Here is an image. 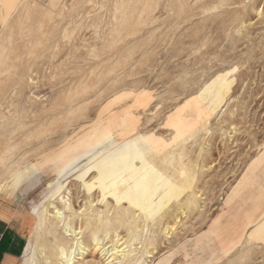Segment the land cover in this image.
<instances>
[{"label":"rangeland","instance_id":"1","mask_svg":"<svg viewBox=\"0 0 264 264\" xmlns=\"http://www.w3.org/2000/svg\"><path fill=\"white\" fill-rule=\"evenodd\" d=\"M245 173L264 202V0H0L15 264H264Z\"/></svg>","mask_w":264,"mask_h":264},{"label":"bare ground","instance_id":"2","mask_svg":"<svg viewBox=\"0 0 264 264\" xmlns=\"http://www.w3.org/2000/svg\"><path fill=\"white\" fill-rule=\"evenodd\" d=\"M10 107V106H9ZM135 145V144H132ZM134 147V146H133ZM159 150V149H158ZM145 151V150H143ZM142 151V152H143ZM159 153V152H158ZM162 153V152H161ZM129 155V154H128ZM130 156V155H129ZM126 157V156H125ZM123 157V158H125ZM121 157H116V160H111L110 163H114V164H120L122 163ZM168 160V159H167ZM127 162V161H126ZM170 162V161H169ZM128 163V162H127ZM131 163V162H130ZM169 166V165H168ZM58 167V166H57ZM58 169V168H57ZM125 181H127V179H124ZM247 182V173H245L244 175L241 176L240 180H239V185L236 187V189L233 192V198L234 200L238 199L241 200L242 203L244 204L246 210H245V214H244V219L246 220V222L248 223V226L252 225L256 220H258L263 212H264V202H262V191H259L256 188V185L254 184V182L252 183H246ZM126 183V182H124ZM69 189V188H68ZM64 195V194H63ZM67 196V195H66ZM70 198V196H69ZM58 199L60 200V202L64 203V206L66 208H70V201H67L69 199L65 198L63 196H59L58 195ZM136 201H139L141 199V197H138V195L136 194L135 197ZM45 204V203H44ZM51 206V202L49 203ZM48 204V205H49ZM49 206V207H50ZM53 212L52 215L58 219L59 221H63V213L59 212L60 209L57 208L56 206H53ZM45 210V209H44ZM46 211V210H45ZM48 211V210H47ZM45 215V213H43ZM51 216V213H49ZM47 217V216H46ZM139 217V215H137V218ZM53 218V217H52ZM54 218V220H55ZM102 225H106V221H101ZM122 224V223H121ZM144 227V226H143ZM80 231H75L73 230L70 235L74 237V250L76 248L80 247V244H78V240L80 239V237H78V233ZM252 233H249L248 236L245 239V243H251L252 241ZM76 236V238H75ZM107 236V235H106ZM97 244V243H95ZM113 248V247H112ZM124 248H121L120 250H123ZM119 250H115V252H118ZM60 252L61 255L64 254V249L62 246H60ZM80 253V252H79ZM111 257V256H110ZM112 260V259H111Z\"/></svg>","mask_w":264,"mask_h":264},{"label":"crops","instance_id":"3","mask_svg":"<svg viewBox=\"0 0 264 264\" xmlns=\"http://www.w3.org/2000/svg\"><path fill=\"white\" fill-rule=\"evenodd\" d=\"M0 213V264H15L18 252L15 250V243L18 242V237L15 235L14 227L8 222V215ZM209 240V239H205ZM199 240L194 243V249L199 250L202 245L198 244ZM202 243V242H201ZM217 254L220 249L217 246Z\"/></svg>","mask_w":264,"mask_h":264}]
</instances>
